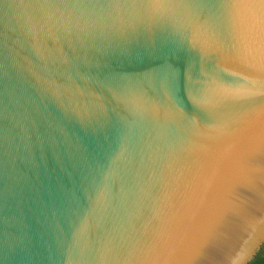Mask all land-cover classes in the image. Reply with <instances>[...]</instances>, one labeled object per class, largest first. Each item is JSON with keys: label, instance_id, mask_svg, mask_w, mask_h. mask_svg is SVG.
Segmentation results:
<instances>
[{"label": "water", "instance_id": "obj_1", "mask_svg": "<svg viewBox=\"0 0 264 264\" xmlns=\"http://www.w3.org/2000/svg\"><path fill=\"white\" fill-rule=\"evenodd\" d=\"M225 2L217 44L185 0H0V264L257 258L264 0Z\"/></svg>", "mask_w": 264, "mask_h": 264}, {"label": "snow or ice", "instance_id": "obj_2", "mask_svg": "<svg viewBox=\"0 0 264 264\" xmlns=\"http://www.w3.org/2000/svg\"><path fill=\"white\" fill-rule=\"evenodd\" d=\"M185 6L193 10V19L197 20L203 35L209 39L220 43V37L223 34L221 16L224 14L222 10L232 7L225 0H185ZM91 52L88 47L85 50V57ZM215 88L202 86L197 90V95L207 99L210 95L217 97L216 104H224L232 102L239 97L245 100L249 105L254 104L256 93L252 91L251 85L243 84L240 81H229L223 74H217ZM176 80L174 78V69L165 68L162 70L158 78V88L161 92L174 90ZM261 91L258 93L264 96V84L261 85ZM195 102V101H194ZM212 115L211 109L203 108V117L208 120Z\"/></svg>", "mask_w": 264, "mask_h": 264}, {"label": "trees", "instance_id": "obj_3", "mask_svg": "<svg viewBox=\"0 0 264 264\" xmlns=\"http://www.w3.org/2000/svg\"><path fill=\"white\" fill-rule=\"evenodd\" d=\"M251 264H264V248Z\"/></svg>", "mask_w": 264, "mask_h": 264}]
</instances>
